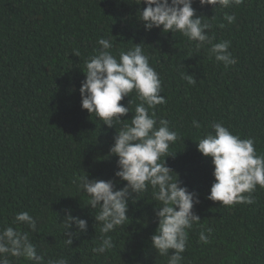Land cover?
<instances>
[{"label": "trees", "instance_id": "1", "mask_svg": "<svg viewBox=\"0 0 264 264\" xmlns=\"http://www.w3.org/2000/svg\"><path fill=\"white\" fill-rule=\"evenodd\" d=\"M143 7L132 0H0V227H15L21 211L38 217L32 239L45 260L167 264L151 246L157 227L151 191L135 202L130 198L129 225L110 234L116 247L101 256L91 251L99 243V224L74 181L84 174L114 178L117 158L109 149L116 129L81 109L79 89L84 61L99 47L98 39L110 38L117 56L143 44L166 100L156 115L180 135L165 163L182 186L196 193L193 212L201 220L189 233L183 264H264V189L257 186L251 205L208 200L214 169L196 145L212 123L222 122L242 139L255 138L257 153L264 154V0H244L227 9L194 0L196 15L212 25L213 42L231 41L237 63L227 68L211 56L210 46L196 48L179 33L158 28L145 31L137 18ZM225 13L236 20L228 24ZM184 73L196 83L189 84ZM129 100L131 108L139 103L134 93L120 103L127 106ZM194 119L199 129L192 127ZM65 209L88 225L70 248L63 243ZM208 228L211 242L204 245L199 233Z\"/></svg>", "mask_w": 264, "mask_h": 264}, {"label": "clouds", "instance_id": "2", "mask_svg": "<svg viewBox=\"0 0 264 264\" xmlns=\"http://www.w3.org/2000/svg\"><path fill=\"white\" fill-rule=\"evenodd\" d=\"M132 2L144 5L137 18L145 31L158 28L163 33H179L195 42L196 48L210 46L211 56L225 68L237 63L229 51L231 41L213 42L215 36L208 34L212 25L205 22V17L196 15L192 7L194 0ZM198 2L201 6L227 9L240 6L244 0ZM223 18L228 24L236 20L235 15L227 13ZM97 44L99 47L94 54L84 61L82 73L85 79L79 89L81 109L94 114L108 128L116 129L109 156L117 158V170L113 179H89L84 174L74 181L77 191L87 198L85 206L94 210V220L99 224V243L91 251L101 256L115 248L116 243L110 234L129 225L130 198L135 202L142 194L151 191L157 221L155 232L150 237L151 246L156 253L167 258V264H183L189 233L201 221L193 212L199 200L196 193L182 186L178 174L165 163L167 157L173 156L170 148L180 135L170 126L169 120L156 115L157 106L166 103L161 95L160 75L150 64V56L143 44L132 45L120 51L118 56L113 53L115 44L110 38H100ZM183 75L189 84L196 83L192 76ZM131 93L139 101L134 108L130 107L133 103L130 100L127 106L120 103ZM129 113L132 114L131 119L121 120ZM192 127L199 129L201 124L194 119ZM210 128L211 131L196 143L197 151L211 159L214 169L215 182L207 199L222 206L255 203L252 193L257 186L264 189V154L257 153L255 138L242 139L222 122H214ZM119 182L124 186L118 189ZM65 213L62 234L67 238L63 243L70 248L73 238L85 233L88 225L81 216L72 215L70 209H65ZM38 222V217L21 211L14 217L15 227H0V264H14L21 259L31 264H69L64 257L45 260L44 255L38 253L39 247L32 239V234L39 231ZM212 232V228L202 230L199 242L209 244Z\"/></svg>", "mask_w": 264, "mask_h": 264}]
</instances>
